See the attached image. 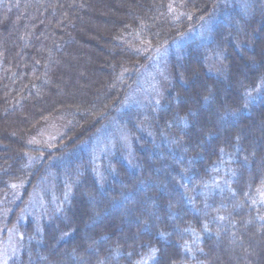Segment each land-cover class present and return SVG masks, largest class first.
Masks as SVG:
<instances>
[{
  "label": "trees",
  "instance_id": "obj_1",
  "mask_svg": "<svg viewBox=\"0 0 264 264\" xmlns=\"http://www.w3.org/2000/svg\"><path fill=\"white\" fill-rule=\"evenodd\" d=\"M240 3L0 0V223L24 236L7 264H264V0ZM176 42L163 101L123 109L150 52ZM59 115L54 146L34 142ZM109 121L133 153L98 178L76 152ZM47 169L36 221L23 213Z\"/></svg>",
  "mask_w": 264,
  "mask_h": 264
},
{
  "label": "rangeland",
  "instance_id": "obj_2",
  "mask_svg": "<svg viewBox=\"0 0 264 264\" xmlns=\"http://www.w3.org/2000/svg\"><path fill=\"white\" fill-rule=\"evenodd\" d=\"M246 4L247 0H241L240 5L238 6H241V8L244 9ZM216 20L217 17L213 19L212 25ZM210 21L211 20H207L198 29L188 32L186 37L180 41L186 42L196 37L200 38L201 36L208 37V33L211 29L209 27L212 25L207 23ZM177 42L175 45H173L174 47H154L153 51L150 52L149 60L145 65L142 66L135 85L130 88L124 99L122 104L123 109H130L131 107L142 109L144 107L147 108V106H150L151 104L158 105L160 101H163L166 92L171 86L173 80L170 56L173 53L172 50L174 49V51H176L178 48ZM65 82L67 83V80H65ZM39 98L41 99V97ZM11 123L12 128H10V131H13L16 129V125H14L15 123L13 122ZM260 124L264 125V121H261ZM68 128V117L66 115H59L43 123L38 128V131L33 134L34 136L32 139L34 142L44 148L54 146L58 139L65 134ZM132 135L133 134L130 132V129H128L126 126L120 125L115 121H109L92 133V135L89 136L90 138L88 141H82L83 143L81 142L80 149L76 153L79 154L80 152L82 153L84 151L86 154H92L94 163L96 164V174L99 178L103 176V168H101V163L104 158L114 153H120L126 156L127 154L133 153V143L131 139L133 137ZM41 175L46 176L40 179L39 184L35 187L31 199L26 205L25 211L23 213V216L30 215L36 221H41L44 218L47 219L45 215V201L42 191L44 190L43 188L47 186V177L53 176L50 175L49 169L46 171L43 170ZM52 178H54V176ZM48 183L49 186H51V181ZM87 198L91 204L95 203V199H93L91 196H88ZM121 216L123 217L124 213L121 214ZM22 218L23 217L20 216V219ZM247 223H245V225H247ZM2 226L3 225L0 223V264H7L8 260L18 256L21 253L24 236L22 233H20L18 226H13L11 228H4ZM245 227L243 228V232H246L247 230ZM82 229L84 230L85 227L82 226ZM221 244L222 242L216 240L215 248H221ZM230 245H233V243ZM213 259L215 261L216 256H213ZM235 264H237V262Z\"/></svg>",
  "mask_w": 264,
  "mask_h": 264
}]
</instances>
